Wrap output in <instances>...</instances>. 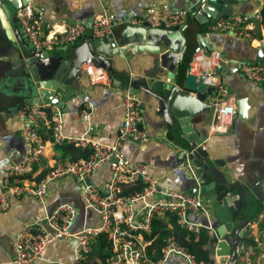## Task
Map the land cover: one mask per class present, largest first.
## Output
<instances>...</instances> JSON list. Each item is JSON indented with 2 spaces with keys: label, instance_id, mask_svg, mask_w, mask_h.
Returning a JSON list of instances; mask_svg holds the SVG:
<instances>
[{
  "label": "built area",
  "instance_id": "1",
  "mask_svg": "<svg viewBox=\"0 0 264 264\" xmlns=\"http://www.w3.org/2000/svg\"><path fill=\"white\" fill-rule=\"evenodd\" d=\"M254 2V0H253ZM258 10L264 12V0H255ZM189 14L185 10L173 9L170 6L152 5L143 18L130 17L128 24L141 27L148 25L153 29H180L186 24ZM16 20L21 25L28 42L36 51H60L68 44H73L84 37L87 27L81 23L64 26V31H56L55 25L49 23L42 9H36L28 3L17 10ZM117 27L116 15L108 8L102 10L92 20V36L97 39L110 37ZM256 22L250 14L233 13L217 19L210 24L208 31L213 34L253 42L252 33ZM264 32V27H262ZM264 34V33H263ZM264 43L263 41H260ZM223 53H213L212 58H205L201 51L194 54L190 64V73L200 76L207 68L226 65L228 61ZM92 85L111 87L113 80L107 70L89 66L85 69ZM240 74L242 79L264 87V63L243 62ZM219 89L220 100L213 103L214 122L209 128V137L227 135L232 127L237 108L234 97L228 88L215 82ZM229 94V95H228ZM124 121L115 142L110 145L98 143L89 138L88 133L79 137H68L65 134L64 109L52 105H38L20 111L23 121L22 135L26 142V155L23 161L13 168L1 169L3 183L0 186V213L11 208L14 200L32 198L44 202L51 184L70 178L83 190L86 208L99 215L98 227H84L75 231L78 211L72 205L60 206L45 222L26 225L17 235L13 264H34L45 261L52 244L62 239L75 242L74 258L68 264H87L94 241L102 234L110 239L111 253L102 264H168L171 257H179L186 264L200 263L196 256L182 247L174 238H169L162 249V257L154 260L150 255L152 241L147 236L152 233L153 220L167 214L178 216L181 228L196 234L206 231L216 239L212 247L214 264H221L218 257L216 230L212 225L213 212L206 197L201 194H187L163 189L160 181L147 173V167L136 164L125 158L123 146L128 141L148 143L147 133L139 129L142 122V102L130 91H123ZM84 122L91 124L93 111L84 109L81 112ZM48 129L50 139L47 141L41 134ZM89 130H92L90 128ZM73 144L90 150L87 159L78 161L65 160L53 166L44 179L35 181L32 177L37 166L46 157L51 145ZM105 164H110L112 177L102 188L92 182L93 175ZM140 182L143 190L133 196L124 195V185ZM205 214L209 221L206 227L194 223L190 215ZM245 238L252 245L241 244L240 264H262L264 259V202L258 215L250 220L245 230Z\"/></svg>",
  "mask_w": 264,
  "mask_h": 264
},
{
  "label": "crops",
  "instance_id": "2",
  "mask_svg": "<svg viewBox=\"0 0 264 264\" xmlns=\"http://www.w3.org/2000/svg\"><path fill=\"white\" fill-rule=\"evenodd\" d=\"M198 2L199 0H29V3L36 9L44 11L47 21L55 25L58 32L64 31V26L66 30L68 24L81 22L88 18L93 19L104 6L116 15L117 27L110 37L115 38L119 45L126 47L142 44L157 48V53L146 51L134 55L133 52H129V59L116 58L112 61L114 78L123 81L131 88L144 86L147 78L155 79L158 75L165 77L168 73L183 76L187 74L194 56L193 50L201 51L197 40L195 43H189L191 31L187 28L193 18V8ZM5 5L12 11L15 19L9 24L14 41H10L6 34L7 41L4 37H0V94L8 100V107L0 109V167L9 170L21 163L26 155V142L22 135L23 121L20 117L21 110L16 108L17 104L27 103V100L33 97L31 86L34 85V67L37 66L40 70L45 64L37 62L36 65H28L30 57L27 49L28 40L16 20L17 10L14 9L10 0H0V23L4 18L2 10ZM152 5H167L173 9L187 11L189 18L184 28L181 31L160 30L146 25L136 27L128 24L130 17L143 18L147 9ZM233 13L250 14L254 17L257 26L263 12L258 10L255 0L254 2L251 0L248 3L241 2L234 8ZM0 29L2 30L1 26ZM87 32L88 37L92 36L91 30ZM17 34L24 39L23 42L17 39ZM198 34L209 35L211 32L206 29ZM250 44L260 47L262 42L253 40ZM79 46H70L69 55H63L59 59V62H64L76 53V61L79 62L83 71L81 78L71 88H64L62 91L66 103L63 111L65 134L68 137H79L88 133L90 139L110 145L118 137L124 121L123 91L116 88L114 83L109 88L90 83L85 69L91 65L98 66L86 58V53H79L77 50ZM56 54H59V51L49 52L51 58ZM42 76L45 77L44 74ZM243 83L251 84L256 99L264 101V87L245 80ZM225 86L230 96L234 97L232 89ZM136 96L142 102V122L144 121L143 113H146L148 119L151 120L150 98L144 92H139ZM209 99L214 103L221 97L218 95ZM30 107L33 106L31 104L25 106V108ZM84 109L93 111L91 124L84 122L81 117ZM201 119L203 121L201 124L206 122L204 129L206 133H209V128L214 122V112ZM198 124L194 127L201 129ZM90 128L92 130H89ZM42 131L44 138L49 141L48 129ZM145 133L150 138L148 143L134 141L125 143L122 150L125 158L133 163L145 165L147 173L158 178L163 189L192 194L195 184L190 171L184 167L187 155H189L186 154L187 149L168 141L164 136L150 137L154 135L151 129L146 130ZM164 133L165 131L161 135H165ZM224 136L209 137L206 142L207 149L212 148ZM182 143L188 147L187 142L182 140ZM224 148L219 150L225 153ZM57 157L55 146L51 145L44 160L36 167L32 178L35 181L44 179L49 170L59 162ZM226 172L229 173V170ZM111 177V165L105 164L91 180L97 187L102 188ZM2 183L3 178L0 176V186ZM262 203L259 204V209ZM62 205H72L77 209L78 216L73 228L75 231L84 227H98L101 223L99 215L86 208L83 190L75 181L67 178L53 183L44 202L32 198L14 200L8 211L0 213V264H13L15 240L26 225L45 222L47 217H50ZM74 248V241L62 239L51 245L45 261L34 264H68L74 258ZM213 256L215 254L212 252ZM91 262L102 264L103 259H95ZM168 264H186V262L179 257H171ZM262 264H264V259Z\"/></svg>",
  "mask_w": 264,
  "mask_h": 264
},
{
  "label": "water",
  "instance_id": "3",
  "mask_svg": "<svg viewBox=\"0 0 264 264\" xmlns=\"http://www.w3.org/2000/svg\"><path fill=\"white\" fill-rule=\"evenodd\" d=\"M249 1L251 0H199L193 8L192 17L199 25L206 26L233 14L234 8L241 2ZM10 3L18 10L27 5L29 0H10ZM2 14L4 18L1 19L0 26L8 39L14 41L9 28V24L15 20L13 13L5 5ZM92 20L88 18L81 23L91 30ZM183 28L184 26L177 30L181 31ZM17 39L24 41L19 34ZM197 42L205 58H212L213 53H223L230 66L207 68L200 76L191 74L189 66L185 76L173 73H168L165 77L158 75L155 79L147 78L144 86L132 88L114 78L112 61L116 58L129 59V52L134 55L146 51L157 53V48L142 44L124 47L115 38L97 39L86 34L75 43L63 47L59 54L51 58L49 53L36 51L28 42V65H36L37 62L45 65L40 70L37 66L34 67V85L31 86L33 97L27 103L32 106L52 105L59 109L65 108L62 91L64 88H71L81 78L83 71L76 61V53L64 62H59V59L63 55H69L70 46H79L81 43L77 49L79 53H86V58L91 63L107 70L116 88L128 90L134 95L139 92L148 95L152 119H148V115L143 113L144 121L139 124V129L143 132L151 129L154 135L150 137L164 136L168 141L187 149L186 154L189 155L184 167L190 171L195 184L192 194H201L210 203L212 225L220 240L217 252L220 263L240 264L242 251L239 246L252 245L253 242L245 238L250 220L242 223L238 217L240 214H249L256 203L264 201V101L256 99L251 84L243 83L240 69L241 64L246 61L264 63V43L255 47L249 41L213 33L198 34ZM216 81L232 89L237 112L229 133L207 149L209 134L204 129L206 122L201 124V118L214 112L213 101L209 98L219 95ZM196 124L201 129H196ZM164 131L165 135H161ZM182 140L187 142L188 147ZM223 147L225 153L219 150ZM228 170L229 173L226 172ZM189 219L209 226L205 214L190 215Z\"/></svg>",
  "mask_w": 264,
  "mask_h": 264
},
{
  "label": "trees",
  "instance_id": "4",
  "mask_svg": "<svg viewBox=\"0 0 264 264\" xmlns=\"http://www.w3.org/2000/svg\"><path fill=\"white\" fill-rule=\"evenodd\" d=\"M209 26L210 24L199 26L197 21L192 18V21L187 27L190 29L189 31H191L189 33V43H195L198 33L200 31H206V29L208 30ZM262 27H264V12L262 13L260 21L257 23L256 30L252 33V40H264ZM0 37H4L5 41H7L5 32L1 29ZM196 52L197 49H194L192 54L194 55ZM27 105L29 104L26 102L18 103L16 108L18 110H23ZM5 107H8V100L0 94V109H4ZM41 134L44 135L43 131ZM55 151L58 154L57 160L59 162H63L67 159L78 161L80 159H87L91 155L90 150H85L68 143L55 145ZM142 190L143 185L140 182L124 185V195L127 197L133 196ZM169 238H174L182 247L195 255L200 263L214 264L212 247L216 244L217 240L211 238L206 231L196 234L181 228L178 224V216L174 214L159 216L153 220L152 233L147 236V239L153 242L149 253L153 255L154 260H159L162 257V249ZM110 253L109 236L107 234H102L94 241L91 253L87 259V264H93L91 261L95 259L102 258L104 260Z\"/></svg>",
  "mask_w": 264,
  "mask_h": 264
},
{
  "label": "rangeland",
  "instance_id": "5",
  "mask_svg": "<svg viewBox=\"0 0 264 264\" xmlns=\"http://www.w3.org/2000/svg\"><path fill=\"white\" fill-rule=\"evenodd\" d=\"M260 203L258 202L257 205L255 207H253L250 211H249V214H248V218L249 220H252L253 218H255L258 213H259V208H260Z\"/></svg>",
  "mask_w": 264,
  "mask_h": 264
},
{
  "label": "flooded vegetation",
  "instance_id": "6",
  "mask_svg": "<svg viewBox=\"0 0 264 264\" xmlns=\"http://www.w3.org/2000/svg\"><path fill=\"white\" fill-rule=\"evenodd\" d=\"M239 219H240V221L242 222V223H245L246 221H248L249 220V218H248V214H246V215H239Z\"/></svg>",
  "mask_w": 264,
  "mask_h": 264
}]
</instances>
